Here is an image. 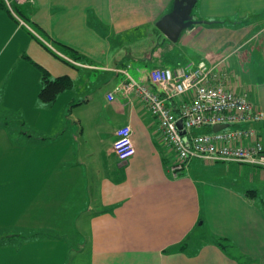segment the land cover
Listing matches in <instances>:
<instances>
[{"label": "crops", "instance_id": "obj_1", "mask_svg": "<svg viewBox=\"0 0 264 264\" xmlns=\"http://www.w3.org/2000/svg\"><path fill=\"white\" fill-rule=\"evenodd\" d=\"M173 1L25 0L28 28L0 10V264H264V171L192 159L209 175H189L188 164L174 175L157 120L116 91L115 70L130 68V54L141 72L168 66L154 58L164 37L155 23ZM192 11L198 24L248 29L230 41L253 53L242 77L264 113V0H198ZM198 26L179 61L210 64L225 48L216 49L214 30H224ZM203 30L214 43L201 44ZM42 71L70 81L50 103L38 97ZM126 125L135 153L120 162L112 145ZM252 127L264 145V119ZM12 162L32 174L10 175Z\"/></svg>", "mask_w": 264, "mask_h": 264}, {"label": "built area", "instance_id": "obj_2", "mask_svg": "<svg viewBox=\"0 0 264 264\" xmlns=\"http://www.w3.org/2000/svg\"><path fill=\"white\" fill-rule=\"evenodd\" d=\"M228 65L225 60L215 64L191 61L145 72L137 69L136 79L128 69L115 70L122 75L116 91L128 102L131 97L138 98L157 120L161 138L174 154L170 167L174 175L184 170L192 159L204 164L248 165L264 171V145L252 127L264 119V113L247 92L235 89L237 74L231 75ZM107 100L112 101L113 94H108ZM179 120L181 129L177 125ZM245 122L250 125L212 131L215 125ZM202 127L211 131L194 133ZM131 135L128 125L115 132L112 148L120 162H126L135 153Z\"/></svg>", "mask_w": 264, "mask_h": 264}, {"label": "rangeland", "instance_id": "obj_3", "mask_svg": "<svg viewBox=\"0 0 264 264\" xmlns=\"http://www.w3.org/2000/svg\"><path fill=\"white\" fill-rule=\"evenodd\" d=\"M193 12V11H192ZM192 19L193 20H196V18L194 19V16L192 15ZM27 22V21H26ZM199 22V21H198ZM198 22H197V20H196V23L191 27V28H188V29H185L183 32H182V34L180 35V37H179V39L176 41V42H174V43H172V42H170L168 39H164V37H162V38H160L161 39V41L164 43L165 41H167L168 42V44H165V45H163V46H161V44H160V46L159 47H161L160 48V53L163 55V57H164V59H162V60H160V61H162L163 62V64H168V66H174L175 64H179V63H181L182 61H179V59H181V57L183 56V54H185L186 53V51H185V47L183 46L182 47V45L184 44V45H188V49L190 48V45H191V41H189V38L193 35V34H197L196 33V30L195 29H197V27H196V25H200V27L198 28L199 30H201L200 28L202 27V26H207V27H210V28H212V29H214L213 27L214 26H216V28L217 27H223L221 30H224V31H216V30H214L215 31V38H214V42L215 43H217V44H219L218 45V47H216V49L217 48H220L221 46H222V44L225 46V48L223 47L220 51H224L226 48L228 49H226L227 50V53L226 54H222V52L220 53V54H218V57H224V56H226V55H228L229 54V56L230 57H235L236 59H237V61L238 62H240V64L241 65H243V67H241V71L240 72H238V74H237V80H238V83H237V85H235V89L236 90H238V91H241V92H247V93H249V86L247 85V84H245L244 83V80H243V75L242 74H246V72H244V71H246L245 69L248 67V64H247V66H245L246 65V63L248 62V60H249V57H250V54L252 53V51H244L243 50V47H245V46H243V44H244V42L245 41H240L239 43H236V44H234V45H232L233 43H231L232 41H230L232 38H235L236 36H238L239 35V32L240 33H244V35L248 32V29H246V28H244V26H237V27H233V25L232 24H234V23H225L224 22V24H219V23H217V21H213L214 23H212L211 22V24H208V23H210V20H206L205 22L204 21H201V23H199L198 24ZM223 22V21H222ZM30 23V22H29ZM30 25L36 30V31H38L33 25H32V23H30ZM236 26V25H235ZM249 28V27H248ZM218 30V29H217ZM139 32L140 33H143L141 30H139ZM38 33L40 34V35H42V36H44L43 35V33L41 32V31H38ZM161 33V32H160ZM206 30H203V31H199V39H200V42H201V44H203V41L205 42V43H207V42H209V43H214V42H211V37L210 38H208L209 37V35H208V33H206ZM225 33V35H223ZM145 33H143V35H144ZM194 36V35H193ZM45 37V36H44ZM229 37H230V39H229ZM194 38H196V36L194 37ZM242 38V37H241ZM259 37L257 36V37H255L254 39H253V44L252 43H250L251 45H253V50L254 51H257V50H259L260 49V47H259V44H260V38L258 39ZM141 40H143V39H141ZM225 41L227 42V43H225ZM230 41V42H229ZM186 42V43H185ZM142 43V42H141ZM204 43V44H205ZM46 44H49L47 41H46ZM154 44V43H153ZM153 44H152V46H153ZM209 45V49L210 48H212L211 46V44H208ZM47 46V48H50L51 47V45L49 44V45H46ZM150 49H151V47L150 46H146V48H144V50L142 51L143 52V56L144 55H146V54H149V52H150ZM233 49V53H232V51L231 50ZM198 51H200L199 53H201V52H207V49L206 48H199V50ZM231 51V52H230ZM54 54H56V52H55V50L53 49V51H52ZM230 52V53H229ZM239 54H242V56L241 55H239ZM252 56H253V53H252ZM188 57H190V56H188ZM243 57V58H242ZM215 60V61H214ZM214 60H212V63H210V64H214L215 62H216V58L214 59ZM189 61V58H187L186 60H185V62H182V64L183 63H186V62H188ZM158 63H156V65H157ZM159 64H160V62H159ZM158 64V65H159ZM139 65V61L138 60H136V59H134L133 58V56L130 54V68H128V71H129V73H130V75L133 77V78H137L138 76H137V67H139L138 66ZM151 66H153V64H151ZM152 68V67H151ZM244 69V70H243ZM88 74L89 75H91V77L92 78H94V74H95V72H88ZM3 90H4V92L3 93H6L7 92V88L6 87H4V88H2ZM2 92V91H1ZM229 129H232V127H229ZM211 131V129L209 128V129H206L205 127H202L201 129H196L195 131H194V133L195 134H204V133H209ZM28 155H30V153L28 152ZM228 163H226L224 166H228L227 165ZM15 164L12 162V164L11 165H9L8 166V169H9V174L10 175H14L15 174V172H17V173H20V174H23V175H26V174H32L31 173V168L30 167H25V166H23V168H15V166H14ZM192 165V166H191ZM234 165H236V167L237 168H239L240 166H243V165H238V164H234ZM6 164H4V165H1L0 166V169H6ZM188 166H189V169H188V174L189 175H191V176H193V177H196V176H198V177H200L201 175L203 176V177H206L205 175H209V173L208 172H206L207 171V168H203V167H201V163L200 162H198V161H191L190 163H188ZM200 168H201V171H204L203 169H205V171L203 172V173H200ZM203 168V169H202ZM242 168V167H241ZM247 168V167H246ZM220 169L219 168H215V171L212 173V174H210V175H219V174H217L218 173V171H219ZM259 171H260V169H258ZM231 172V171H230ZM261 172V171H260ZM250 172H246V173H242V174H244V175H249V176H252V174H249ZM245 195L248 197V198H250V199H252V198H255L256 196H257V192L255 191V190H246L245 192ZM262 202H263V204H264V201L262 200Z\"/></svg>", "mask_w": 264, "mask_h": 264}, {"label": "trees", "instance_id": "obj_4", "mask_svg": "<svg viewBox=\"0 0 264 264\" xmlns=\"http://www.w3.org/2000/svg\"><path fill=\"white\" fill-rule=\"evenodd\" d=\"M22 5H23V3H19L16 0H0V10H6L8 15H10L12 19L17 21L18 25H20V23H22V24H24L25 27H27V24H25L24 22L25 21L28 22V18H26L25 15H24V9L22 8ZM217 23L224 24V22H217ZM208 24H210V23H208ZM38 31H41V30H38ZM43 35L45 36L44 33H43ZM167 41H165L164 43L161 42L162 46L165 45V44H168ZM45 43L46 42L42 41V44L46 47V49H48L50 52H52V49L47 48ZM61 47H63V46H61ZM63 48L67 49L66 47H63ZM74 58L77 59V56H74ZM154 58L157 61L161 60V59H164L162 54H157L156 56H154ZM221 60H225V61L228 62L229 54L224 56V57L223 56L222 57H217L215 63H217V62H219ZM161 64H163V62ZM228 64H229L228 65V71L231 72V75L232 74H238V72L236 70L231 68L230 62ZM162 67H164V66H162ZM69 85H70V81L67 78L58 77V78H55V79H50L49 76L47 75V73L42 71L41 88L39 90L38 97H39V99L42 102L50 103V102H52L55 99V97H56V95L58 93H60L64 89H66Z\"/></svg>", "mask_w": 264, "mask_h": 264}, {"label": "water", "instance_id": "obj_5", "mask_svg": "<svg viewBox=\"0 0 264 264\" xmlns=\"http://www.w3.org/2000/svg\"><path fill=\"white\" fill-rule=\"evenodd\" d=\"M198 0H174L172 6L156 23L155 27L170 42H176L185 29L191 28L196 21L192 19V10ZM200 22V21H199ZM205 22V21H204ZM181 121L177 125L181 129ZM227 125H215L212 131H219Z\"/></svg>", "mask_w": 264, "mask_h": 264}]
</instances>
